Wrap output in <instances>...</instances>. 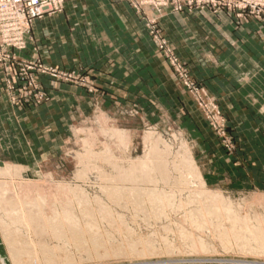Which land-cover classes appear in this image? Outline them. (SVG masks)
I'll list each match as a JSON object with an SVG mask.
<instances>
[{
  "label": "rangeland",
  "instance_id": "rangeland-1",
  "mask_svg": "<svg viewBox=\"0 0 264 264\" xmlns=\"http://www.w3.org/2000/svg\"><path fill=\"white\" fill-rule=\"evenodd\" d=\"M217 2L218 0H211L210 4L203 6V8L202 6H199L197 8L190 7L184 9L183 11H175L172 6L165 7L160 12L154 8L146 7L144 8L143 11L139 13L135 9H133L129 5V3L126 2L131 7V9H133V11L137 15L142 17V20H144L145 29L149 36V40L153 45L154 56L160 59V61H162L165 68L174 77L175 82L179 85V87H181L183 91V96L186 99H188L190 102V107H189L190 110H186L185 112L184 110L183 111L174 110L167 103H163V102L161 103L159 100L158 101L155 100L156 97L148 99V97L146 98L144 96L139 97L134 94L123 96L121 101H114L113 103L106 104L104 95L99 93V88L97 84L91 78L90 71L68 70L69 72L73 71L75 73L76 79L65 82L62 81L57 82L51 80L50 78L48 79L49 81H51V85L53 83H63L81 88L83 90L82 93L83 100L80 109L76 110V103L73 104L72 106H70L71 105L70 103L68 108H72V107L73 108L68 109L69 112H67V117H65L64 115L62 119L58 120L60 126L59 127L55 126L56 132L53 130L52 125L48 123V143L47 144L43 143L42 146H39L37 148L41 150L36 149L37 153L40 154L39 156L33 157L35 151L31 149L33 153L31 152V154H28V150L26 149V151H22V155L20 156V160H21L20 164L19 163L13 164V162L10 161L11 158H6L5 161H3V163H0V167H3L5 164H10L22 168L21 178L18 176L12 178L10 176V178L5 179L4 181L9 183V185H13L12 187L14 188L15 193L17 192L16 194L20 197L21 195L22 197H25L27 196L28 193L30 195L29 198L35 197L36 194H44L45 196L48 197V202H50L55 198H57L58 201V198L60 199L65 198L67 195L70 196L72 199L73 197L72 195L68 194L69 192L66 189V185L74 186L81 184L79 186L81 187V190L85 193L86 196H88L89 198L91 196L93 198L94 196H96L95 194L99 196L100 195L99 186H98L99 178L97 177L94 170L88 172L86 178L87 180L85 179L84 181L83 180L78 181L73 177L75 170L81 166L79 163V159L77 158V155L78 154L85 155V153H87L89 150L92 151V153H101L104 150H108L111 151L113 154H115L117 157H120L121 159H127V158L134 159L143 154L145 149L142 144L143 138L145 134L151 130L150 133H152L154 136L163 138L162 140L168 143V145H170L171 147L174 146L172 148L173 152L177 151L180 148L182 142H185L187 144L191 156L197 167L201 170L202 177L207 187L210 190L220 191L221 194L225 196L227 200H230L233 203L234 207L240 208L241 211L247 213L249 217L254 216V214L264 217L263 214L264 213V125L257 126V129L253 132H251L252 130L250 129L244 131L243 133H238V131L236 133L234 130L236 127L231 126V124H229L225 113L220 108L217 102V99L214 98L212 95L208 94L206 90L198 84L196 79V72L189 69L190 67L188 66L186 60L183 59L181 55H179L176 47L174 46L173 42L165 32V29L162 27V24L160 22V18L162 17V15H165L167 13L175 14L184 18L187 14L200 12L204 9H211L212 12L226 10L232 13L236 19H248V18H252L253 20L264 19V14H257L259 12L261 13L262 11H264V0H256L255 2L257 3L258 6L255 8L248 7L247 10H245L246 14L239 17H237V14L239 13L231 12L226 8L217 10L215 8V6H217L218 4ZM251 6L253 7V5ZM150 12L152 14L148 15V13ZM150 22H154L156 26L160 29L163 38L167 43L168 48L171 49L174 58L178 61V63L174 62L173 60L172 62L162 53V51L158 49V45L155 39L149 33L148 24ZM198 62L199 65H202L206 63V58L202 56L198 59ZM48 66L53 67L50 65ZM12 67L13 66H10V70ZM13 68H14V70L12 71L13 73L12 72L10 73V71L8 74L2 72V74L4 75L2 80L3 90L5 92L6 98L12 105L36 107L32 105H27L23 103L21 100L14 101L12 99V95L8 90L9 86H7V81L9 80L8 82H11L10 85H12L14 82L15 79L14 76L16 72H15V67ZM54 68H57L61 71H67L60 69L58 67H54ZM49 96L50 94L48 93V100L50 98ZM191 113L192 115L196 114L202 120L204 124V131L207 134L209 140H207L205 136L201 135V133H199L196 130V127L189 122L190 117L192 116L190 115ZM100 119L102 120L100 121ZM115 128L118 131H121L122 133L121 136L122 139L124 138V140H122L121 143L124 144L125 143L124 141H126L125 145L123 144L121 145V148H120V141H117V139L111 134V130H116ZM239 128L241 129V127ZM54 132L55 134H53ZM51 138L54 139L51 140ZM177 142H179V144ZM90 144H92L93 146ZM114 144H117L119 148L118 146L116 147V145ZM89 146L92 147L89 148ZM7 152H9V156H13L12 154L14 151L12 149L7 150ZM42 154H44L45 156H42ZM90 160H93L92 157ZM101 164L105 170H109V167L105 166L100 160L96 162L94 165L101 166ZM95 177L98 179H96ZM33 186L36 187V189L38 190L34 189ZM26 190H28L29 192L28 193L25 192ZM101 197L105 203H108L106 198H104L103 196ZM181 199H184L185 201L184 200L182 201L186 203V200L188 198L185 195ZM74 203H75L74 201L71 202V204H73L72 208L75 207L74 209H76V205ZM108 205H110L113 214H115V217L117 216L116 214L119 215L124 214L123 219L125 220L124 221L125 224L127 223L126 225H128L129 228H131L135 233H133L132 236L131 235L129 236L127 234L129 238L131 237L130 238L131 240L128 239V236H126V234H124L125 233L124 231H119L121 233L118 232L117 234L116 231L114 230L111 231L107 222L102 221V225L101 223L98 224L100 218L96 214L95 217H92L93 219L92 218L90 219V221H92V224L94 223L95 226L98 225L97 226L98 231L101 229L99 232L102 235L101 236L102 242L105 241L104 245L114 243L112 244V246L113 245L116 246V245H121L122 243L121 247L123 249L124 248L128 249L129 247L126 246L128 245V242L142 238H143L142 240H145V238H147L148 242L150 241L149 243L150 245H152L153 247L155 246V249L157 250L159 249L161 250L156 251L154 249L153 251L154 254L153 252L150 251V253L152 254L151 255L149 253L151 255L150 256L151 258L147 255L146 256L147 259L145 256L144 259L143 257H132V256L129 257V255L125 253L124 254L119 253V255L116 253H112L113 250L110 247V245H108L109 247L108 246L101 247V249L98 250L99 252L97 251L96 253H100L104 248L103 250L105 251L104 254L103 255L95 254L97 255L95 258L94 253L92 254V256H87V254L85 253H81L78 251L77 253L76 248L71 247V249L73 250H71L70 248L69 249L73 251L71 252V254L72 256H74V261L64 262V263L58 261L59 263L56 262L55 264H61V263L62 264H82V263L83 264H149V263L150 264H160V263L161 264L162 263L163 264H264L263 251H261V253H251V252L249 253L246 250H242V248L238 246L239 242L234 240L233 238H230L229 242L231 243H229L228 246H224L219 241V239L216 238L212 229L210 230L211 227H209L206 230L207 232L205 230H203L202 233L198 231L195 232V230H193L192 228V225H190V223L185 221V219L183 218V211H177L175 212V214L174 212H168L170 216L167 215V217H165L166 219H164L163 217L159 219L161 223L158 222V220L157 222L152 223L154 219L150 218L148 219V221L145 222L146 225L145 226L143 225L144 218L141 215H137L136 217L133 216L135 218L134 221L130 209L127 208L128 209L127 212L129 213H126L125 208H120V207L116 208L114 207L115 205L113 206L112 204H108ZM186 208L189 207L186 206ZM128 216L130 217L129 219ZM180 218L184 223L181 222ZM141 219H143L142 222ZM166 220L168 221V223ZM135 222L137 223V225L139 224L140 226L139 225L137 226ZM115 223L117 224L118 222ZM147 223L150 224L147 225ZM171 223L173 224L176 223L177 225L174 224L176 225V228ZM179 224H181L182 226ZM169 225L171 226V228L168 227ZM102 226L106 228L105 231H103L104 228ZM155 226H157L158 228ZM168 229H171L173 231V234L172 231L170 232L168 231ZM182 229L185 230V232L193 233L194 236H196L195 237L196 239L199 238V240H201L204 244L206 243L205 244L207 246L206 252L205 251L195 252L194 250L197 248L191 247L190 246L191 244H189L187 240H182L181 237L179 238V236H181L180 232ZM152 230L155 232H153ZM107 231L111 232L110 234H108V236L110 235L109 237L111 238L107 237L106 235ZM178 231L180 232L178 233ZM148 232L150 233L152 232L151 234L153 236ZM31 234L32 233H30L29 235ZM111 234L112 236L114 235V237H112ZM138 234L139 235L142 234L140 235L141 237ZM160 236H162L161 238H164L165 241H163V239H160ZM30 237L32 239H36V237H34L33 234ZM118 237H120L121 239ZM166 238L168 239L166 240ZM48 239H49L48 243L51 242L52 245L57 244L55 240L53 239L51 240V238L49 237ZM113 239H115L114 242ZM153 239L155 240L154 242ZM86 240L88 241L89 239L87 238ZM121 240L123 241L121 242ZM181 241L184 242L182 243ZM216 241L219 242L217 243ZM163 242H165L166 244H164ZM179 242L181 243V245ZM168 244L171 247L176 246V248L178 249L174 247V250L173 248L171 250H169V248L168 250H166L167 249L166 246H169ZM184 244L185 246H183ZM86 245L88 250L92 248L89 242H87ZM107 248L108 250H110L111 253H109ZM190 248L192 249L193 252H191ZM106 250L108 251V253L106 252ZM164 252L165 253L169 252L170 254L168 253L165 254ZM108 254L110 256V259L112 257L111 260L109 258L104 259L105 256L109 257ZM120 255H122L123 258ZM125 255H127L128 260ZM100 256H102V258ZM8 257L9 256L7 255V252L1 246V240H0V261L7 260ZM87 257L88 258L90 257L91 260L88 259ZM97 257L100 261L97 259ZM134 258H136V260ZM86 261H89V263Z\"/></svg>",
  "mask_w": 264,
  "mask_h": 264
},
{
  "label": "crops",
  "instance_id": "crops-1",
  "mask_svg": "<svg viewBox=\"0 0 264 264\" xmlns=\"http://www.w3.org/2000/svg\"><path fill=\"white\" fill-rule=\"evenodd\" d=\"M160 22L236 133L264 125V19H236L226 10L204 9L184 18L167 13ZM14 54L67 71H90L106 104L134 94L156 97L174 110H190L181 87L154 56L144 20L122 0L66 2L60 13L34 21L25 48ZM202 56L206 63L199 65ZM3 76L0 71V163L11 158L13 164H20L26 149L28 154L35 151L33 157L40 155L37 148L48 143V123L55 131L58 120L73 108H68L70 103L80 109L83 90L51 85L48 77H40L49 100L36 107L12 105L3 90ZM189 122L209 140L199 116L192 115ZM10 149L13 156L7 152Z\"/></svg>",
  "mask_w": 264,
  "mask_h": 264
},
{
  "label": "bare ground",
  "instance_id": "bare-ground-1",
  "mask_svg": "<svg viewBox=\"0 0 264 264\" xmlns=\"http://www.w3.org/2000/svg\"><path fill=\"white\" fill-rule=\"evenodd\" d=\"M101 120L102 119H100V121ZM150 131L146 133L143 138L142 144L145 148L143 154L134 159H121L108 150H104L101 153H92V151L89 150L87 153H85V155H77L81 166L79 165L80 167L75 170L73 177L78 181H84L87 178L88 172L94 170L97 177L99 178L98 179L95 177L99 180V185H97L99 186L100 195L98 196L97 194H95L96 196H94L93 198L92 196L90 197L92 199L86 196L85 193L81 190V187L79 186L81 184L74 186L66 185V189L69 192L68 194L72 195V199L67 195L65 198H58V201L57 198L54 197L55 199L48 202V197L44 194L35 193V197L29 198L30 195L28 193V190L25 191L28 194L24 193L27 194L28 198L27 196L22 197V195L20 197L16 194L17 192L15 193L14 188L12 187L13 185H9V183L5 182L4 180L10 178V176L12 178L15 176L21 178L22 168L10 164H5L3 167H0V240L1 246L9 256L7 260H1L0 264H55L58 261H61L63 263L73 262L74 256H72L71 254V252H73L71 251L73 250L71 249V247L76 248V252L78 251L81 253H85L87 254V256H92V254L94 253V256L96 258L97 255L95 254L103 255L105 251H103V248L100 253L96 252L100 250L101 247H106L108 245H110V247L112 248V253H116L118 255L119 253H125L128 254L129 257H143L144 259L147 255L150 257L152 255L150 251L153 252L155 246L153 247L149 244L150 241L148 242L147 238H145V235V240H142L143 238L135 239L128 242V245L125 244L129 247L128 249H123L121 247L122 243L121 245L116 246H112V244L114 243L104 245L105 241L102 242V235L99 232L101 229L98 231V225L95 226V224H92V221H90V219L92 217H95L96 214L101 219L100 220L98 218V224L101 223L102 225V221L107 222L111 231L114 230L117 234L119 231H124V234H126V236H132L133 233H135L131 228H129L128 225H126L127 223L125 224V220L123 219L124 214H116L117 216L115 217V214H113L112 209L108 204H112L113 206L115 205L114 207L116 208H125L126 213H129L127 212V210L130 209L132 212V217L141 215L144 218L143 225H145V222L150 218L154 219L153 222V219L151 220L152 223L157 222V220L158 222H160L159 219H161L162 217L166 219L165 217L169 215L168 212H174L175 214V212L177 211H183V218L185 219V221L190 223V225H192V228L193 230H195V232L198 231L202 233L203 230L206 231L209 227H211L210 230L212 229L216 238H218L224 246H228V244L231 243L229 242L230 238H233L234 240L239 242L238 246L241 247L242 250H246L249 253H261V251L264 252V217L257 214H254V216L250 215L252 217H249V215L245 212H242L240 208L234 207L233 203L230 200H227L220 191L210 190L207 187L199 168L195 164L185 142H182L180 148L177 151L173 152L172 148L174 146L171 147L170 145H168V143L162 140L163 138L154 136L152 133H150ZM111 134L117 139V141H120L121 148V145L123 144L121 143V141L124 140V138L122 139L121 131H118L117 129L111 130ZM124 142L126 143V141ZM125 143L123 145H125ZM177 143L179 144V142ZM114 145H116V147L118 146L117 144ZM92 146H89V148H91ZM91 157L93 160H90ZM97 160L102 161L105 166L109 167V170H105L102 164L101 166L94 165L96 162H98ZM34 189H36V187H34ZM185 195L188 198L186 200V203L182 201L184 199H181ZM101 196L106 198L108 203H105ZM72 201L75 202L74 204L76 205V209H74L75 207L72 208ZM186 206H188L189 208H186ZM129 218L130 217L128 216V219ZM142 221L143 219H141V222ZM115 222L118 223L116 224ZM181 222H183L182 219ZM135 224L137 225L136 222ZM148 224L150 223H147V225ZM176 225H174L175 228ZM102 227L104 228V226ZM168 227L171 228L170 225ZM105 229L106 228H104L103 231H105ZM183 229L181 230V232L178 231V233L180 232L181 234L179 238L181 237L182 240H187V242L191 244V247L197 248L194 250L195 252H206V243L204 244L201 240H199V238L196 239V236H194L193 233L185 232V230ZM168 231L171 232L172 230L168 229ZM30 233H32L33 236L36 237V239H32L30 237L32 234L29 235ZM110 233V231H107V237L110 236H108V234ZM129 236L128 239L131 238H129ZM48 237L51 238V240H55L57 244L52 245L51 242L48 243ZM112 237H114V235ZM161 237L162 236H160V239H163V241H165L164 238ZM87 238L89 239L88 241L86 240ZM167 239L168 238H166V240ZM114 240L115 239H113V242ZM123 240H121V242ZM154 241L155 240L153 239V242ZM87 242H89L90 246L92 247L90 249L92 250L87 249ZM181 242L183 243L184 241ZM163 243L166 244L165 242ZM183 246H185V244ZM170 247V245L166 246V250H168V248L169 250H171L172 248L174 250V247L176 248V246H173L171 248ZM107 250V253L108 251L109 253H111L110 250ZM155 250L160 251L161 249ZM191 252H193L192 249ZM166 253L170 254L169 252ZM125 256L127 257V255ZM100 257L102 258V256ZM105 258L110 259V256H105L104 259ZM88 259L91 260L90 257ZM134 259L136 260V258ZM86 262L89 263V261Z\"/></svg>",
  "mask_w": 264,
  "mask_h": 264
},
{
  "label": "built area",
  "instance_id": "built-area-1",
  "mask_svg": "<svg viewBox=\"0 0 264 264\" xmlns=\"http://www.w3.org/2000/svg\"><path fill=\"white\" fill-rule=\"evenodd\" d=\"M77 0H0V71L8 74L10 66L15 67L14 82L7 81L9 92L14 101L21 100L27 105L37 106L48 100V95L41 87L40 77H48L53 81H71L76 79L73 71H61L49 67L36 60L28 62L19 59L14 51L25 48V37L29 34L34 21L45 15L60 13L66 2ZM138 13L146 7L161 11L165 7L172 6L175 11H183L186 8L205 6L211 0H124ZM256 0H218L217 10L226 8L231 12H237V17L246 14L247 8L257 7ZM253 5V7L251 6ZM257 14H264V11ZM149 33L155 39L158 49L171 61L178 63L171 49L168 48L165 39L154 22L149 24ZM172 61V62H173ZM78 76V75H77Z\"/></svg>",
  "mask_w": 264,
  "mask_h": 264
}]
</instances>
